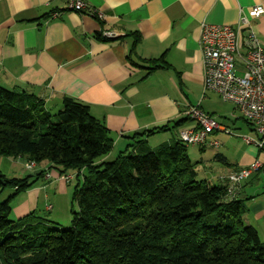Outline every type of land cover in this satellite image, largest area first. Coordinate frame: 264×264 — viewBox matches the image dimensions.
I'll return each mask as SVG.
<instances>
[{
    "label": "crops",
    "instance_id": "crops-1",
    "mask_svg": "<svg viewBox=\"0 0 264 264\" xmlns=\"http://www.w3.org/2000/svg\"><path fill=\"white\" fill-rule=\"evenodd\" d=\"M83 2L82 11L73 12L65 0H0V86L30 93L43 100L46 109L61 108L65 97L87 105L112 140L111 152L99 161L126 150L139 134L152 150L177 141L180 131L196 127L185 114L190 106L212 117V108L202 107L207 98L199 45L202 24L235 28L241 11L248 16L251 7L261 6L263 14L250 22L264 49V0ZM104 32L115 37L103 38ZM244 36L245 31L240 48ZM225 114L227 124L215 120L221 129L234 131L240 139L255 137L253 127L233 107ZM212 134L200 150L222 149L217 160L225 166L223 174L255 161L261 164L242 181L237 198L246 206L243 223L256 231L264 246V146H236L219 136L220 148L218 136L212 139ZM207 162L200 159L212 163ZM48 167L39 170L44 175L24 195L54 213L68 183ZM30 208L22 206L19 215Z\"/></svg>",
    "mask_w": 264,
    "mask_h": 264
},
{
    "label": "trees",
    "instance_id": "trees-1",
    "mask_svg": "<svg viewBox=\"0 0 264 264\" xmlns=\"http://www.w3.org/2000/svg\"><path fill=\"white\" fill-rule=\"evenodd\" d=\"M131 139L114 161H99L112 140L87 105L65 97L52 115L36 96L0 86V156L74 171L81 184L66 229L32 214L10 221L15 194L0 202V264H264V246L242 221L243 201L227 200L224 183L196 181L185 144L152 150L143 135ZM44 173L0 175V193L27 191Z\"/></svg>",
    "mask_w": 264,
    "mask_h": 264
},
{
    "label": "built area",
    "instance_id": "built-area-1",
    "mask_svg": "<svg viewBox=\"0 0 264 264\" xmlns=\"http://www.w3.org/2000/svg\"><path fill=\"white\" fill-rule=\"evenodd\" d=\"M66 9L81 12L83 0H65ZM94 12L91 14L93 15ZM263 14L261 6L249 9L248 16L242 11L235 28L202 24L200 26L199 45L202 52L203 87L219 98L233 105L234 109L253 127L255 137H241L244 145L262 149L264 146V49L258 40L257 33L250 22ZM98 18L101 17L96 13ZM245 31L243 47L240 48L239 37ZM103 38H114L110 32H104ZM236 63L238 64L236 66ZM186 116L196 122V127L179 132L178 140L186 146L202 147L207 136L222 130L214 118L205 114L198 106H190ZM217 144H212L216 146ZM35 165L23 162L25 170H31ZM261 164L253 162L247 168L219 177L226 185L225 197L235 199L244 179L259 170ZM82 178V171L78 173ZM72 175H60L59 179L66 183L72 180Z\"/></svg>",
    "mask_w": 264,
    "mask_h": 264
},
{
    "label": "rangeland",
    "instance_id": "rangeland-1",
    "mask_svg": "<svg viewBox=\"0 0 264 264\" xmlns=\"http://www.w3.org/2000/svg\"><path fill=\"white\" fill-rule=\"evenodd\" d=\"M237 65L238 64L236 63V66ZM206 92V97L208 98V100L207 98L206 100H204V102L202 103V107L205 110H209L212 108V118H214L218 123L222 125L227 124L228 121L225 120V113H230V108L233 107V105L228 102L222 101L213 92ZM59 109L60 108H48L49 112L52 115H55ZM235 112L237 111L235 110ZM237 113L239 114V112ZM216 136L218 137L215 139L214 137ZM219 136L221 137L220 139L222 140V142L223 139L226 138L231 140L233 145L236 146L238 145V143L243 142V140L239 138V135L235 134L232 130H230V134L215 132L214 134H212V139H215L217 141V143L220 145V148H222V142L219 139ZM200 148L201 147L191 145L186 146L187 156L190 161L194 164L195 170L197 172L196 181H205L211 187L219 185L221 183L219 177L223 175L225 176V174L223 173L226 171L224 168L225 166L217 160V155L219 154V152H222V149L206 147L205 150L201 151ZM117 155L115 153H111V156H108L106 162L114 161ZM200 159L204 163L209 160L212 161L211 164L209 163L210 168L209 164L200 163ZM23 162L24 161L22 159L16 160L14 158L0 156V175L4 176L5 180L7 181H12L15 179H24V177L28 175H33L35 172H39V170H41L42 167H46L47 164L46 162H43L42 164L35 166L31 170H25L23 168ZM205 172H207L208 174L206 175ZM72 174L75 175L76 172L68 171L66 175ZM78 177V180L80 181L82 178L80 175H78ZM66 186L67 194L60 195L57 210L54 213L49 212L48 210H44V205L37 206L36 204H34V201L30 196L27 197V195H24L25 191L21 193H16L15 189L10 186H6L0 193V202L7 200L10 196L15 194L14 197L9 201L11 211L8 216V219L10 221H21L26 215L32 214L33 217L52 222L53 224H56L55 226L59 225L66 229L72 225L74 215L78 213V207L73 200V195L75 190H80L81 184L78 185L76 177L73 176L72 180ZM49 205L53 206L52 201H49ZM22 206H28L31 208L29 211L25 212V214L19 215Z\"/></svg>",
    "mask_w": 264,
    "mask_h": 264
}]
</instances>
